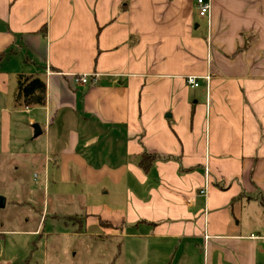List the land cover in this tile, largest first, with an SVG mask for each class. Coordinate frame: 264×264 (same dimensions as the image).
<instances>
[{
	"label": "crops",
	"instance_id": "1",
	"mask_svg": "<svg viewBox=\"0 0 264 264\" xmlns=\"http://www.w3.org/2000/svg\"><path fill=\"white\" fill-rule=\"evenodd\" d=\"M206 1L0 0V157L40 125L44 171L53 155V183L85 189L55 217L117 261L131 241L137 264H264V0ZM20 75L45 106L17 100Z\"/></svg>",
	"mask_w": 264,
	"mask_h": 264
},
{
	"label": "rangeland",
	"instance_id": "2",
	"mask_svg": "<svg viewBox=\"0 0 264 264\" xmlns=\"http://www.w3.org/2000/svg\"><path fill=\"white\" fill-rule=\"evenodd\" d=\"M18 132L22 133L18 149L23 147L25 151L20 156L0 157V196L7 199L6 208L0 210V233L3 234H0V261L6 264H137L133 242H129L123 258L117 261L118 241L110 242V237L97 235L102 234L100 227L87 228L84 220L78 224L64 215L55 217L52 210L56 208L68 213L77 209L76 199L72 198L73 204H69L68 200L57 198L58 193L75 195L85 189L54 184L53 155L49 160L50 170L44 171L40 165V160L44 163L41 155L44 138H35L29 127ZM27 150H33V154L28 155ZM100 192L97 189L93 204L108 206ZM48 198L52 201L49 209ZM102 225L107 227L106 223ZM25 230L36 234L22 233Z\"/></svg>",
	"mask_w": 264,
	"mask_h": 264
},
{
	"label": "trees",
	"instance_id": "3",
	"mask_svg": "<svg viewBox=\"0 0 264 264\" xmlns=\"http://www.w3.org/2000/svg\"><path fill=\"white\" fill-rule=\"evenodd\" d=\"M21 97L27 106H45L47 99L46 83L33 75H20L16 98L19 101Z\"/></svg>",
	"mask_w": 264,
	"mask_h": 264
},
{
	"label": "built area",
	"instance_id": "4",
	"mask_svg": "<svg viewBox=\"0 0 264 264\" xmlns=\"http://www.w3.org/2000/svg\"><path fill=\"white\" fill-rule=\"evenodd\" d=\"M197 4L199 6V15L201 17H207L210 14L211 10V5L209 2L206 0H197ZM96 79H92L89 76L83 75V76H77L75 77V83L78 85H86L90 82H95ZM187 83L189 86L192 88H198L199 83H198V78L195 76H190L187 78Z\"/></svg>",
	"mask_w": 264,
	"mask_h": 264
},
{
	"label": "water",
	"instance_id": "5",
	"mask_svg": "<svg viewBox=\"0 0 264 264\" xmlns=\"http://www.w3.org/2000/svg\"><path fill=\"white\" fill-rule=\"evenodd\" d=\"M33 129H34V137L35 138L39 137L42 134V130H41L40 125H38V124L34 125ZM6 202H7L6 198L3 196H0V210L5 209Z\"/></svg>",
	"mask_w": 264,
	"mask_h": 264
}]
</instances>
